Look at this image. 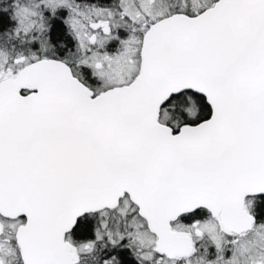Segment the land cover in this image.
<instances>
[{"label": "snow or ice", "instance_id": "snow-or-ice-1", "mask_svg": "<svg viewBox=\"0 0 264 264\" xmlns=\"http://www.w3.org/2000/svg\"><path fill=\"white\" fill-rule=\"evenodd\" d=\"M0 264H264V0H0Z\"/></svg>", "mask_w": 264, "mask_h": 264}]
</instances>
